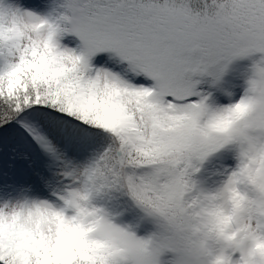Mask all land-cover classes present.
<instances>
[{
	"label": "snow or ice",
	"instance_id": "obj_1",
	"mask_svg": "<svg viewBox=\"0 0 264 264\" xmlns=\"http://www.w3.org/2000/svg\"><path fill=\"white\" fill-rule=\"evenodd\" d=\"M254 53L264 0H0V158L42 159L0 170V264H256L264 60L226 106L196 79ZM117 194L158 231L114 223Z\"/></svg>",
	"mask_w": 264,
	"mask_h": 264
},
{
	"label": "rangeland",
	"instance_id": "obj_2",
	"mask_svg": "<svg viewBox=\"0 0 264 264\" xmlns=\"http://www.w3.org/2000/svg\"><path fill=\"white\" fill-rule=\"evenodd\" d=\"M252 58L253 62L250 57L237 58L228 63L226 67L221 63L210 69L211 75L196 78L201 81L199 84L200 90L209 95L210 102L214 106H226L230 101L238 100L243 95L248 86L247 82L253 75L254 65L264 60L261 55ZM29 163L33 165L32 168H29ZM221 163L224 167H233L235 161H225L223 156H217L204 166L197 179H207L211 171L215 170ZM8 164L13 165L10 171L13 173L14 178L23 179L30 176L34 169L42 165V159L38 154L33 155L30 161H11L7 158H0V170ZM3 199H7V197L0 199V203L3 202ZM125 199L127 202H125ZM105 206L113 214L114 223L119 227L130 230L138 238L147 239L156 233L155 222L147 217L127 196L117 194L116 198L106 202ZM174 259L175 253L172 252H165L160 257L161 264H170Z\"/></svg>",
	"mask_w": 264,
	"mask_h": 264
},
{
	"label": "clouds",
	"instance_id": "obj_3",
	"mask_svg": "<svg viewBox=\"0 0 264 264\" xmlns=\"http://www.w3.org/2000/svg\"><path fill=\"white\" fill-rule=\"evenodd\" d=\"M254 104L246 103L241 106L238 110L237 118H240L247 113L251 112L254 109ZM232 124V117H228L224 122H222L223 128H228ZM235 212L232 213L231 222H234ZM115 251V250H114ZM118 254V253H117ZM250 256L253 260L256 261V264H264V241L255 240L252 243V247L250 249Z\"/></svg>",
	"mask_w": 264,
	"mask_h": 264
},
{
	"label": "trees",
	"instance_id": "obj_4",
	"mask_svg": "<svg viewBox=\"0 0 264 264\" xmlns=\"http://www.w3.org/2000/svg\"><path fill=\"white\" fill-rule=\"evenodd\" d=\"M208 3H211V0H208ZM196 7H202V5L201 4H199V3H197L196 5H195ZM262 56L263 57V59H264V53H254V54H252V55H250V56H247V57H250V59H251V61L253 62L254 60H252L253 58L252 57H257V56ZM223 65H224V67H225V63L224 62H221ZM228 65V64H227ZM129 198V200L131 201V202H133L131 199H130V197H128ZM125 202H127L126 201V199H125ZM130 206V205H129ZM116 209H119V208H116ZM156 228H157V225H156ZM157 231H158V229H157ZM156 231V232H157Z\"/></svg>",
	"mask_w": 264,
	"mask_h": 264
}]
</instances>
